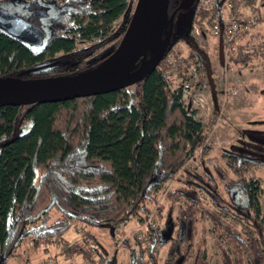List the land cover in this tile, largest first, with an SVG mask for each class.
Wrapping results in <instances>:
<instances>
[{
	"label": "trees",
	"instance_id": "obj_1",
	"mask_svg": "<svg viewBox=\"0 0 264 264\" xmlns=\"http://www.w3.org/2000/svg\"><path fill=\"white\" fill-rule=\"evenodd\" d=\"M178 2L169 0L167 8L168 16L173 17L165 28L170 27L171 34L177 16L184 12L178 9ZM60 3V9L52 4L43 7L39 23L47 35L40 45L26 46L0 30V79L76 76L97 66L114 50L129 20L118 22L126 12V0ZM0 6L19 14L30 12L21 4L2 2ZM60 12L63 15L58 16ZM206 16L196 11L192 20L198 23ZM51 23H71L72 27L51 36ZM94 40L97 42L87 48L76 47V42ZM108 44L113 49L103 60L86 68H70ZM167 54L132 87L65 102L0 108L2 259L24 237L30 236L36 247L40 240L68 230L73 223L109 231L138 216L146 220L145 203H154L163 185L173 181L180 187L164 194L167 221L159 229L147 225L143 238L146 255L155 257L167 244L162 264L187 260L206 264L205 250L200 246L193 250L191 238L196 222L207 218L216 235L220 264H264V189L258 179L248 176L263 160L223 151L216 177L189 171L187 163L200 148L201 126L185 110L181 86L171 85ZM188 58L196 59L191 51ZM257 58L254 52L237 47L229 61L244 66ZM181 63L175 60L176 78L182 76ZM42 66L45 68L23 73ZM206 151L203 148L199 155ZM51 211L58 218L46 226ZM72 252L89 264H111L100 255L91 262L94 251L87 247L75 245ZM129 256L139 264L133 251Z\"/></svg>",
	"mask_w": 264,
	"mask_h": 264
},
{
	"label": "rangeland",
	"instance_id": "obj_2",
	"mask_svg": "<svg viewBox=\"0 0 264 264\" xmlns=\"http://www.w3.org/2000/svg\"><path fill=\"white\" fill-rule=\"evenodd\" d=\"M4 1L21 3L25 7L33 3L42 8L48 4L54 5L57 9L61 7V3L57 0H0V2ZM135 2L136 0H126V12L118 22L130 17ZM0 9L13 16V11L6 7H0ZM60 15L63 14L58 16ZM71 27V23H51L48 25V31L51 36L59 35ZM46 35L43 31V38ZM171 40L165 60L169 67L168 76L171 85L181 86L185 110L188 113L192 112L193 120L201 126L200 148L187 163L189 171L193 174L209 172L216 177L215 168L222 167V160L219 158L221 152L251 156L254 159H262L263 164L251 169L248 176L258 179L260 186L264 189V56L244 66L231 63L229 59L234 55H224L223 51L219 55V41L200 33L189 10L178 15L173 25ZM96 42L97 40L92 43L76 42V47L87 48ZM189 44L196 47L207 59L208 77L201 64H197L195 59L188 58ZM112 49L113 44L99 48L70 68H86L103 60ZM175 60L183 61L180 65L182 75L180 78L175 76ZM211 85L216 99L215 107L210 98ZM203 148L207 149L206 154L199 155ZM178 187H180L178 183L166 182L162 191L155 197L154 203H145L149 213L146 220L142 216L129 219L117 230H112L111 234L107 229L88 228L73 223L68 230L40 240L36 247L32 246L30 236H27L7 258L2 259L0 256V264H89L79 254L72 252L75 245L94 251L91 262L96 261L100 255L111 264H131L129 255L133 251L136 257L140 258V264H153V262L162 264L168 245L162 246L155 257H150L145 254L146 245L143 238L147 233V225H150L152 229H159L165 224L168 215L165 212L164 194ZM259 202L262 206V201L259 200ZM205 206L209 210L213 209L210 204ZM57 218L58 215L51 211L46 226L51 225ZM38 225L39 223H36L35 227ZM85 234L89 235L88 239L84 238ZM215 238L216 235L207 218L196 222L195 234L191 238L192 249L195 250L200 246L205 250L206 264H220L215 249ZM137 243L140 246H137ZM140 250L143 251L141 254ZM183 264H191V260Z\"/></svg>",
	"mask_w": 264,
	"mask_h": 264
},
{
	"label": "water",
	"instance_id": "obj_3",
	"mask_svg": "<svg viewBox=\"0 0 264 264\" xmlns=\"http://www.w3.org/2000/svg\"><path fill=\"white\" fill-rule=\"evenodd\" d=\"M195 2L196 0H179L178 9L189 10L192 18ZM220 3L221 1L217 6ZM168 4L169 0H136L127 26L114 50L97 66L84 73L51 79H0V108L71 101L111 93L139 83L159 64L172 43L171 28H165L173 17L167 14ZM38 12L39 29L31 28L27 22V30H22L16 24L18 18L0 9V30L26 46L40 45L43 30L39 19L45 11L38 5ZM189 48L204 67L208 77L207 59L193 45L189 44ZM218 53L221 54L220 43ZM43 68L45 66L35 67L23 73ZM210 98L215 107L216 99L212 85ZM49 207L50 205L47 208ZM111 232L112 229L110 234Z\"/></svg>",
	"mask_w": 264,
	"mask_h": 264
},
{
	"label": "built area",
	"instance_id": "obj_4",
	"mask_svg": "<svg viewBox=\"0 0 264 264\" xmlns=\"http://www.w3.org/2000/svg\"><path fill=\"white\" fill-rule=\"evenodd\" d=\"M196 11L207 14L195 23L196 28L202 35L216 38L224 55H234L241 47L264 56V0H196ZM195 62L200 64L197 59Z\"/></svg>",
	"mask_w": 264,
	"mask_h": 264
},
{
	"label": "flooded vegetation",
	"instance_id": "obj_5",
	"mask_svg": "<svg viewBox=\"0 0 264 264\" xmlns=\"http://www.w3.org/2000/svg\"><path fill=\"white\" fill-rule=\"evenodd\" d=\"M58 2H60V0H57ZM5 2V1H4ZM2 2H0V5H1ZM9 3V2H7ZM9 4H21V3H14V2H11ZM24 6V5H23ZM30 9L31 10L30 12H22L19 14V12H12L13 16H15L16 18H18L19 20H17V26L19 28H21L22 30H27V22L29 23V25L31 26V28L35 29V30H38V16H39V12H38V4H35L33 3L32 5H29ZM62 6V5H61ZM3 8V6H0ZM22 8V7H21ZM25 6L23 7V10H24ZM27 8V7H26ZM60 9V8H59ZM59 14H63V13H59ZM58 14V15H59ZM30 16V17H29ZM61 16V15H60ZM29 18V19H27ZM38 33V32H37ZM131 260V264H138V262H135L134 260ZM139 264H140V261H139Z\"/></svg>",
	"mask_w": 264,
	"mask_h": 264
}]
</instances>
